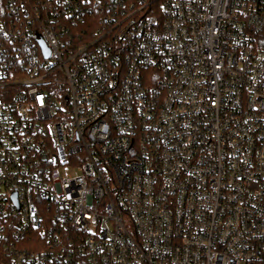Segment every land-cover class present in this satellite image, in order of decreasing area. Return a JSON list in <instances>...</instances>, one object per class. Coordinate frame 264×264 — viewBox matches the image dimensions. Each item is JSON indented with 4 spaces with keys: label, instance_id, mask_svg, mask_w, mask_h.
Here are the masks:
<instances>
[{
    "label": "built area",
    "instance_id": "1",
    "mask_svg": "<svg viewBox=\"0 0 264 264\" xmlns=\"http://www.w3.org/2000/svg\"><path fill=\"white\" fill-rule=\"evenodd\" d=\"M0 264H264V0H0Z\"/></svg>",
    "mask_w": 264,
    "mask_h": 264
}]
</instances>
